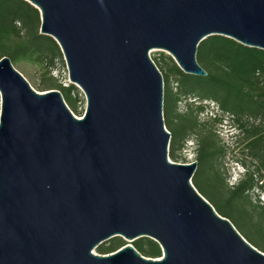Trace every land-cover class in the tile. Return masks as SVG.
Instances as JSON below:
<instances>
[{
  "label": "water",
  "instance_id": "water-1",
  "mask_svg": "<svg viewBox=\"0 0 264 264\" xmlns=\"http://www.w3.org/2000/svg\"><path fill=\"white\" fill-rule=\"evenodd\" d=\"M85 98L35 91L0 58V264H264L194 188L196 162L168 158L163 80L152 50L206 77L196 52L220 36L264 51V0H23ZM148 238L93 251L112 238Z\"/></svg>",
  "mask_w": 264,
  "mask_h": 264
},
{
  "label": "trees",
  "instance_id": "trees-1",
  "mask_svg": "<svg viewBox=\"0 0 264 264\" xmlns=\"http://www.w3.org/2000/svg\"><path fill=\"white\" fill-rule=\"evenodd\" d=\"M39 28V12L29 3L23 0H0V58L7 57L12 64L22 60L34 62L45 70L53 68L56 61L62 62V54L55 41L40 35ZM167 59L164 73L163 68L154 59L151 60L163 80V119L170 133L169 157L176 159L175 152L182 150L192 134H199L194 173L196 187L213 202L224 215L222 217L232 220L198 184L199 172L209 163L213 194L228 203L238 206L244 204L249 208L250 215L247 210L242 211L257 225L259 232L256 237L260 241L256 243L250 240L264 248V207L253 206L248 196L255 188L264 193V51L242 46L225 37H208L199 44L196 52V61L207 73L206 77L184 74L170 57ZM171 77L174 88L169 81ZM52 86L56 87L54 89L61 93L65 103L75 112L77 99H72L75 87H63L55 83ZM189 99L194 101L188 102ZM181 101L185 103V113L182 114L178 112ZM208 102L216 105L219 111L216 115L210 112V124L221 125V122L228 121L229 128L236 131L232 138L237 146L243 142L244 149L236 150L239 154L234 151L232 157V162L243 168V175L236 185L226 189L215 167V162L224 156V151L217 145L212 130L206 129L207 124L197 120L198 115L207 110ZM244 150L247 157L243 155ZM251 214H256L255 219ZM122 246L123 241L115 237L108 247H98L97 252L106 254ZM132 246L146 258H158L161 255L157 243L148 238H140L132 242Z\"/></svg>",
  "mask_w": 264,
  "mask_h": 264
},
{
  "label": "rangeland",
  "instance_id": "rangeland-1",
  "mask_svg": "<svg viewBox=\"0 0 264 264\" xmlns=\"http://www.w3.org/2000/svg\"><path fill=\"white\" fill-rule=\"evenodd\" d=\"M167 57L170 56L166 52H161L158 50H152L150 53V58L154 59L156 63L163 68L162 73H164L165 71V67H166L165 63L168 62ZM12 65L28 81L30 86L37 92H43L47 90H57L54 89L56 87L52 86L53 83L60 84L63 87H69L72 85L69 81L68 71L64 63L63 57H62V62L56 61L53 68L48 70L43 69L42 66H39L34 62H29L25 60L18 61L16 64H12ZM169 81L171 83V87L174 88L175 84L173 83V78L172 77L169 78ZM74 87H75V91L73 92L72 99H77V102L75 104L76 111L72 112L68 103H66V105L68 106V108L71 110L72 114L75 117L81 119L85 112V106H86L85 98L82 91L77 86ZM187 101L193 102L194 100L189 99ZM208 103L209 104L207 110H205L202 114H199L197 120L201 124L202 123L207 124L206 129L212 130V132L216 136L217 145L224 151V156L218 158V160L215 162V167L219 173L221 181L223 182L222 186L226 189L231 187L232 185H236L239 179L243 175L244 172L243 168L240 165L232 162L234 151L236 150L242 151L244 149L242 144L243 142H241L237 146L236 142L232 138V134H234V132L236 131H233L229 128L228 121H226L225 123L221 122V125L210 124L211 114L216 115L217 113H219V111L216 109L217 108L216 105H214L212 102H208ZM194 105H197V102H194ZM178 112H180L181 114L185 113V103L183 101H181V103L178 104ZM199 138H200L199 134H195V135L192 134L189 137V141L187 143L185 142V145L182 148V150L179 152H175L176 159L170 158L168 153L169 160L177 164H190L193 162H197L196 160L197 150H198L197 143L199 141ZM237 154H239V151L237 152ZM243 155L247 157L246 150L243 151ZM241 158H243V156H241ZM247 162L248 161L246 160V164ZM209 166H210L209 163H207L199 172L197 176V181L199 186L201 187L202 190H204V192H206L207 194L209 193L208 196L211 197L213 201L216 202V204L221 209H223L229 214L230 218L234 222L230 219L228 220L233 224V226L238 231V233L248 243H250L252 246H254L259 251L264 253V248H261L258 244H255L250 240L252 239L256 243L260 241L258 237H256L257 236L256 234H258L259 232L257 225L252 223L250 221V218L248 217V214L242 211V209H244L245 211L247 210L250 215V211L248 210L249 208L244 204H240L238 206L236 203H232V202L228 203L224 201V198L215 196L213 194V191L211 190L213 189L212 174L209 169L210 168ZM253 178L254 180H257L256 176H253ZM191 183L194 186V188L197 190V192L213 206L214 210L219 215L224 216L221 212L217 210L213 202L196 187V184L194 182V175L191 179ZM248 196H249V201L253 206L264 207V193H262L260 189L255 188L254 190L249 192ZM255 215L256 214L252 215L254 219H255ZM113 239L115 238L105 241L99 247H104V248L108 247ZM119 239L123 241V246L132 245V242L127 241L124 238H119ZM93 252L98 254L97 249H95Z\"/></svg>",
  "mask_w": 264,
  "mask_h": 264
}]
</instances>
